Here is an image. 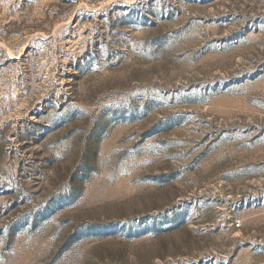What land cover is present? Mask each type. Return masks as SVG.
Instances as JSON below:
<instances>
[{
	"label": "rangeland",
	"instance_id": "374dc122",
	"mask_svg": "<svg viewBox=\"0 0 264 264\" xmlns=\"http://www.w3.org/2000/svg\"><path fill=\"white\" fill-rule=\"evenodd\" d=\"M0 264H264V0H0Z\"/></svg>",
	"mask_w": 264,
	"mask_h": 264
}]
</instances>
